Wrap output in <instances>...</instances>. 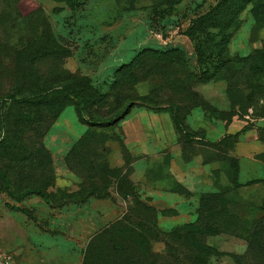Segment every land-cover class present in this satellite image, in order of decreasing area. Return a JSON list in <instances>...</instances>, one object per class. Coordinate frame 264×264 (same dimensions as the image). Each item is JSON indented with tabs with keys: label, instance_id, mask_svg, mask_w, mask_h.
I'll return each mask as SVG.
<instances>
[{
	"label": "rangeland",
	"instance_id": "obj_1",
	"mask_svg": "<svg viewBox=\"0 0 264 264\" xmlns=\"http://www.w3.org/2000/svg\"><path fill=\"white\" fill-rule=\"evenodd\" d=\"M219 2L0 0V249L14 248L16 264H83L88 248H129L117 222L146 235L149 216L168 234L201 218L207 196L228 200L240 221L262 214L264 80L237 74L264 52V21L247 4L227 45L235 69L206 79L213 61L199 63L200 35L187 32ZM63 85L84 94V119L71 95L11 98ZM125 102L114 124L89 122L116 119ZM26 188L47 201L21 196ZM240 230L206 238L229 253L212 264H234L247 246Z\"/></svg>",
	"mask_w": 264,
	"mask_h": 264
},
{
	"label": "trees",
	"instance_id": "obj_2",
	"mask_svg": "<svg viewBox=\"0 0 264 264\" xmlns=\"http://www.w3.org/2000/svg\"><path fill=\"white\" fill-rule=\"evenodd\" d=\"M65 1L73 2L75 0ZM249 3H252L251 10L254 17L264 21V0H221L209 12L191 21L192 26L187 33L191 36L195 33L200 35L196 49L199 63L203 65L205 61L212 60L214 64L203 73L206 79L210 80L221 73L226 76L230 70L235 69L233 64L235 61L229 56L227 45L235 30L239 27L238 17L240 12ZM210 29L216 30L213 37L207 35ZM239 59L243 60V58ZM247 60L249 62L244 64L243 70L241 69L237 77L242 78L245 76L248 81L253 78L264 80V52L258 50ZM57 95H71L75 99L78 116L84 119L87 100L84 94H80L76 88L70 85H63L59 88L33 87L22 94L20 98H13L14 96H11V98L20 103L34 100L40 96L52 97ZM130 108L131 103L125 102L121 113L116 119L91 120L89 122L102 126L114 124L124 117ZM250 182L252 181L248 183ZM29 194H37L47 201L45 193L37 188H26L20 193L21 196ZM207 198L205 207L199 212L201 218L175 228L168 234L159 232L156 220L149 216L141 220V223L146 226V235L142 234L141 231H129L121 222H117L114 226L119 230L122 238L129 242L132 249L117 241L113 242V238H109L108 243L113 242L111 246L103 244L99 249L90 250L88 248L86 261L83 264H212L213 257L217 258L226 252H221L217 246L207 243L206 238L222 231L236 233L239 229L246 233L247 246L244 253L231 254L234 264H264V205L260 207L262 212L260 216L249 221H240L239 216L230 214V202L224 197L207 196ZM145 208L153 212V208L150 206H145ZM207 224L216 226L220 232L218 233L217 230L211 231ZM105 231L110 232L109 229ZM157 240L163 241L166 245L165 259L152 251V244ZM130 250L133 251V256L128 254Z\"/></svg>",
	"mask_w": 264,
	"mask_h": 264
},
{
	"label": "crops",
	"instance_id": "obj_3",
	"mask_svg": "<svg viewBox=\"0 0 264 264\" xmlns=\"http://www.w3.org/2000/svg\"><path fill=\"white\" fill-rule=\"evenodd\" d=\"M258 171H259V173H261L260 171V168H258ZM253 179H255V178H248V179H246L243 183H247V182H249V181H251V180H253ZM210 244H213V242H211ZM213 245H215V244H213ZM218 248V247H217ZM13 249L14 248H10V249H4V250H6V251H9L11 254H12V252H13ZM245 250H246V246H245V244H240V247L237 249V250H235V251H233L234 253H236V254H242V253H244L245 252ZM12 256H13V254H12ZM28 261H29V263L31 262V259L30 260H27V259H22V261H20L18 264H29L28 263ZM13 263L14 264H16V261H15V258H14V256H13ZM32 264H58L57 262H47V260L46 259H38L37 261H34V263H32ZM60 264V263H59ZM62 264V263H61Z\"/></svg>",
	"mask_w": 264,
	"mask_h": 264
},
{
	"label": "built area",
	"instance_id": "obj_4",
	"mask_svg": "<svg viewBox=\"0 0 264 264\" xmlns=\"http://www.w3.org/2000/svg\"><path fill=\"white\" fill-rule=\"evenodd\" d=\"M0 264H14L13 256L9 251L0 249Z\"/></svg>",
	"mask_w": 264,
	"mask_h": 264
}]
</instances>
